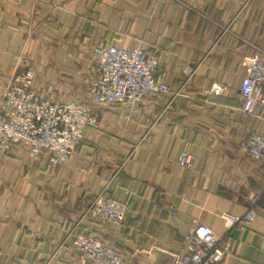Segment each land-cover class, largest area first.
I'll list each match as a JSON object with an SVG mask.
<instances>
[{
    "label": "crops",
    "instance_id": "obj_1",
    "mask_svg": "<svg viewBox=\"0 0 264 264\" xmlns=\"http://www.w3.org/2000/svg\"><path fill=\"white\" fill-rule=\"evenodd\" d=\"M140 42L171 93L92 104L95 46ZM263 53L264 0H0V103L15 69L32 68L37 94L84 104L98 121L60 168L21 145L0 156V264H75L79 235L125 264H175L198 224L230 240L220 264H264V165L240 152L264 137V112L245 121L240 97L250 60ZM188 63L197 69L189 81ZM215 81L223 96L211 94ZM184 151L196 156L193 169L179 164ZM100 194L130 201L121 224L85 216ZM252 195L256 222L228 227L222 214L244 215Z\"/></svg>",
    "mask_w": 264,
    "mask_h": 264
},
{
    "label": "built area",
    "instance_id": "obj_2",
    "mask_svg": "<svg viewBox=\"0 0 264 264\" xmlns=\"http://www.w3.org/2000/svg\"><path fill=\"white\" fill-rule=\"evenodd\" d=\"M93 60L99 76L89 95L94 105H135L145 98L171 93L168 84L156 76L161 66L159 58L148 54L142 42L133 48L99 43L93 50ZM196 71L195 65L186 64L183 69L186 80H191ZM34 82L32 68L17 67L13 72L10 86L0 103V156L21 145L28 148L31 158L47 156L49 167L57 169L71 161L86 128L97 127L98 121L90 107L84 104H60L44 99L34 91ZM210 92L223 96L227 88L215 81ZM240 97L245 121L264 112V55L250 60ZM240 152L264 165V137L254 134L240 144ZM195 162L196 156L189 151H184L179 160L186 169H193ZM259 203L260 196L252 195L244 215L225 212L221 217L228 227L251 226L258 219ZM129 206L128 199L114 200L100 194L91 202L85 216L91 215L102 223L121 224ZM73 246L78 251L75 264H125L120 252L97 237L76 236ZM232 249L230 240L219 237L209 226L198 224L184 237L182 248L172 256L175 264H220Z\"/></svg>",
    "mask_w": 264,
    "mask_h": 264
}]
</instances>
